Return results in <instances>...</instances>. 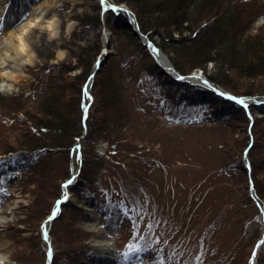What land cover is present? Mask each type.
I'll return each mask as SVG.
<instances>
[{
	"label": "rangeland",
	"instance_id": "1",
	"mask_svg": "<svg viewBox=\"0 0 264 264\" xmlns=\"http://www.w3.org/2000/svg\"><path fill=\"white\" fill-rule=\"evenodd\" d=\"M52 1L13 3L10 10L15 22L9 24L0 18V47L5 44L8 31ZM107 1L106 4L115 3V0ZM179 1L170 0L168 4L178 6ZM195 1L200 2L198 14L187 12L188 17L194 16L190 18L196 20V25L191 24L192 31L184 30L182 35L172 32L165 38L168 41L162 49L156 43L164 39L165 28L152 31L155 41L151 43L167 62L152 54L141 40L147 42L146 37L130 28L128 22L124 24L123 16L102 20V0H54L45 16L53 18L52 28L36 25L29 31V60L0 59V188L4 189L0 193V251L6 255L0 264H190L184 254L190 252L199 261L202 250L214 258L225 250L228 256L209 257L199 264H210L216 259L231 264L228 260L236 252L223 245L238 247L234 263L244 264L249 250L247 260L253 257L260 236L253 231L249 234V230L244 236L238 234L243 221L248 228L260 225L264 233V220L260 218L264 206L254 200L257 192L253 183L260 181L264 187V100L258 103L259 107L253 96H241L247 101L244 108L225 98L231 92L209 80L200 67L188 71L191 65L203 60L208 43H219L215 38L209 40L207 32L222 16L220 12L209 20L203 16L216 0H206L205 5L210 3L207 10L203 8V0ZM223 2L236 9L240 17H235L237 36L243 38L224 43L216 55L212 53L216 60L208 61L204 67L207 74L215 77L223 70L230 83L240 88L236 90L239 93L254 87L250 86L252 80L240 78L232 68L228 70L234 66L233 61L243 58L246 65L255 64L259 73L264 67V48L259 46L255 51L245 46L255 36L264 39V0ZM38 3L42 9L33 11ZM116 4L120 10L127 7L125 2ZM97 14L99 21L95 20ZM167 16L170 17L165 15L166 21ZM187 25L182 23L184 27ZM126 33L137 38L138 44L134 42L118 51L117 46L123 43ZM95 45L98 48L100 45V51L94 60L98 62L93 68L94 87L99 86L102 77H112L115 69L123 77V102L116 110L123 116L117 126L118 135H125L128 141L121 139L111 147L107 141H101L93 147L86 136L79 135L64 146L45 144L29 149L20 145L30 134L39 137L45 134L47 138L54 132L48 128L42 131L44 126L36 131L37 127L23 111L36 121L44 116L40 104L48 94L45 79L48 75L55 77L60 69V89L56 88V93L51 95L50 112H55L53 102L55 110L69 112L71 107L78 115L79 105L83 118L82 99L78 101L76 93L83 76L79 77L82 69L76 67V53L80 48ZM176 46L183 49H177L175 55ZM168 51L179 57V64L187 74L177 71L176 77H172L170 73L176 69ZM101 53L104 54L100 57ZM86 60L90 61L91 57L88 55ZM258 63L263 64L261 68L256 67ZM8 72L13 77L4 75ZM254 79L257 87L264 76L259 74ZM184 80L191 84L185 90L181 89L184 84L175 85L180 81L185 83ZM97 98L98 93L92 116L103 115L96 112ZM250 119H255L251 126ZM247 140L251 142L248 156L242 150ZM80 142H85L83 151H89L84 159L87 164L93 161L94 148L104 156L103 169L92 177L85 176L87 167L81 174L78 171L82 166L75 167L80 165L82 157L78 153ZM248 157L252 167L249 162L242 165ZM68 172H72L71 183L65 186L62 183L67 180L63 179ZM83 186H89L90 192ZM64 193L67 202L61 204L62 211L49 218L56 199ZM45 225L49 231L47 246L55 247L54 260H50L47 246L40 241ZM236 235L237 239L231 243L228 238ZM97 240L110 244L105 252L108 260H93L100 251ZM262 245L257 246L256 253Z\"/></svg>",
	"mask_w": 264,
	"mask_h": 264
},
{
	"label": "trees",
	"instance_id": "2",
	"mask_svg": "<svg viewBox=\"0 0 264 264\" xmlns=\"http://www.w3.org/2000/svg\"><path fill=\"white\" fill-rule=\"evenodd\" d=\"M168 1L170 2V0H115V3L125 2V5L134 14L135 19H136V24H137L139 30L141 31L142 34L146 35L151 41H155L153 39V36H152V31L156 30L157 27L165 28L164 29V36H165L164 39L162 38V42H160V44L156 43L157 47L162 49L163 45L167 44V41H168L165 38H168V36H171L172 32H176L177 34L182 35L184 30L189 32V31H192L194 29L191 24L193 23V25H196V23H195L196 20L190 18V17H194V16L190 15V17H188L187 12L198 14L199 8H200V6H198V4L200 2L197 4V2L195 0H180L178 2V4H179L178 6H175L174 4H172V6H171L170 5L171 3L168 4ZM206 3H207V1L203 0L202 5H203V8L206 7L205 10H207L208 5L210 4L209 1H208V3H209L208 5H205ZM210 5L212 7L209 8V10L207 11V13L205 15H203V16H205L204 18H206L208 20H209V18L210 19L215 18L219 14V12L222 14V16L219 18V20H217L214 27L208 30L207 33H208L209 38L208 37L207 38L209 40L214 39V38L216 40L218 39L219 43L215 44L212 41H211L210 45L208 43L207 49H204L205 53L202 55V56L205 55L203 60L201 62H196L194 65H191L188 68V71L191 70L192 68L200 67V69H202L203 73L208 76L209 80L216 82L217 85H219L223 89H227L228 91L231 92V94L236 95V96L251 95V96L255 97L256 99L264 100V80H262L263 82H261L257 87L253 81V80H256L254 78L259 76V74L264 76V67H262L263 64L261 65V63H258V65L256 64L257 65L256 67H258V68L262 67V69H263L262 71H260V73L257 72L259 70H255V64L248 63L249 65H246L247 63L243 62L244 61L243 58H242V61H236L235 62V60H234L233 61L234 66L228 67V70L231 68L233 70H235L239 74L240 78L244 77L246 79H249V81L252 80L250 82V86L254 87V88L251 89L249 87L250 89L249 88L247 90L244 89V90L240 91L239 93H237L236 90H239L240 88L237 89L233 86L234 84L230 83L228 75H226L223 70L216 77L210 76L209 74L206 73V70L204 67L205 63H207L208 61H215L216 60L215 57L214 58L212 57L213 52H214V55H216L218 53V51H220V48H222L224 43H227L228 41H232V40L234 41L236 39L243 38V36H237V33H239V31H238L239 29L237 26L238 22L236 21L237 19L235 20V17H238V18H240V17L238 15L236 9H233L232 7L226 6V4H224L223 0H216V3L214 4V6L212 4H210ZM97 7L99 8V6H97ZM223 8H225L226 10H223ZM167 14H169L170 17L167 16L166 18H169V19L166 21L164 17ZM115 16L118 18L123 16L124 24L127 22L126 21V18H127L126 13L124 11H120V10L117 12H114L112 10H105V12L102 13V20L104 19V20L109 21V20L114 19ZM200 19H201V17H200ZM78 20L83 21L82 18H78ZM95 20L99 21V14H97ZM184 22H186L189 26L188 25L186 27L182 26V23H184ZM168 26L171 27L170 30L166 29ZM181 26H182V28H181ZM125 37H126L125 40L122 41L123 43L118 44V46H117L118 51H121V49H123L124 46H128V45L132 46L134 44V42H136V44H138L137 38H135L133 35L126 33ZM258 37L259 36H255L254 38H252L253 42L246 44L245 45L246 48L247 49H253L255 51L257 50V48L259 46L261 48H264V39L263 38L260 39V37L258 39ZM244 39L247 40V38H244ZM227 48H229V47H227ZM177 49H183V48H181V47L177 48V46L174 47L173 51H174L175 55H176ZM99 51H100V45H99V48L97 45H95L94 47L88 48V46H86V47H83V48H80L79 50H77V53H76L77 56H76L75 63L77 64L76 67H81V69H82V73H80L81 75L79 77L83 76L82 81L80 83V86L76 92L77 97H78V101L80 100V97H81V99L84 98L81 88H82L83 83L87 79V77L93 71L94 66H92V65H93L94 60L96 59V56L99 53ZM255 51H253V52H255ZM169 53L172 55L171 51H168V54ZM88 55L91 57L90 61L86 60ZM146 55H148V54L146 53ZM149 55H150V53H149ZM149 55H148V57H151V55L150 56ZM178 58H179L178 56H176V58L173 55L171 56L170 61L173 64L172 66L174 67V69H176V71H178L182 74H187V72H185L186 70H184V68L179 64ZM116 68H117V66H116ZM47 70H48V68H47ZM115 70L112 73V77H102L100 80V84L97 88H96V86L94 87V79H95L94 75L95 74L93 75L92 80L88 85V89H89V92L91 94L92 99H91V102L88 106V110H87V113H86V116L84 119L82 118V114L80 113L79 105L77 106L78 115L75 112L74 113L72 112L73 109L71 107H70L69 112L68 111L64 112V111L55 110L54 106H53V102L51 104H52L53 110L55 112H53V113L50 112L51 106L49 104V101L51 99H53L51 97V95H53V93H56L57 89L58 90L60 89L58 86V83L61 82V80H60L61 69L58 70V73L57 72L55 73V77L52 75L49 77V75H48V78L45 79V84H44L45 85L44 86L45 92L48 91V94L45 96L44 99L42 98L43 100L41 99V104H40V109L44 112V116H42V118H44V120L42 121L41 120L42 118L38 117V121H36L35 118L32 116H29V114L26 111H23V112H24V115L26 116V118H28L30 120V122L33 123V125L37 127L36 131H38V128H41L42 126H44L43 128H41L42 131H44L45 128H48V129L53 130L54 132L50 133V135L47 138L44 137L45 134L42 137H39L38 135H35V134H30L29 139L26 142H21L20 145L26 146L29 149H37V148H41V146L45 147V144H49L52 147L62 146V145L64 146V144L66 142H68V141L71 142L73 139L77 138L79 135H82V137H84V138L86 136L88 139V144L90 143V146H93V147L98 144L97 142H101V141H107L109 143L110 147L113 144H118V141L121 139H125L124 142H127L128 140H127V137H125V135H123V134L118 135L119 131H118L117 124L121 121V119H122L121 116H123V115H119L118 113H116V110H117V108H119L120 103L123 102V93L125 91V88H124L123 83H122L123 77L121 75V72L118 73V71L115 72ZM35 76L37 78V74H35ZM182 84H184V87L181 88L183 90L186 89L185 88L186 85H188V84L191 85L190 83H188L186 81H185V83L180 81L179 83H176L175 85L181 86ZM106 85H108V86L106 87ZM160 87L163 88V86H160ZM198 92L201 94H204V93H202L203 91H201V90ZM97 93H98L99 98H97L98 107L96 108V112H99L100 114H103V115L92 116V112H93V108H94L93 104L96 100ZM74 94H75V92H74ZM208 95L212 96L210 93H208ZM127 99H128V97H127ZM215 99H217V98H215ZM84 101L87 102L88 100L84 99ZM212 101H214V100H212ZM124 103L128 104V101L124 100ZM123 105H125V104H123ZM252 107L255 108L254 106H252ZM82 108H83V106H82ZM242 109H243V107H242ZM125 111H126V108H125ZM246 111L250 113L249 109ZM243 113L244 112H242V114ZM252 113L253 112L251 111V114ZM72 114H73L74 118L68 119L67 117H71ZM117 114L119 116H117ZM243 115H244V117L246 116L245 114H243ZM254 122H255V119H253V121L251 120L249 126H251ZM41 130H39V131H41ZM25 136L26 135H24V137ZM251 141H252V139H251ZM124 142H123V144H124ZM130 142H132V140ZM135 142L141 143V140H138V141L136 140ZM84 144H85V142L79 143L78 153L81 152V155L83 158L81 157L80 165L75 164V167H77V166L81 167L82 166L81 168L78 167V168H80L78 171V172H80V174L83 172L84 168L87 167V174L85 176H91L93 174L96 175V172L103 169V167H104V162H103L104 156L100 155L94 148V152L91 154V155H93V161H91L87 164L84 161V159H85V154L88 155L89 151L88 152L83 151ZM243 146L244 147L242 150L244 153L246 152L247 156H248L249 155V149L251 146L250 140H247ZM90 149H92V148H90ZM121 150L123 151L124 148L122 147ZM247 159L248 160H244V163L242 165H246L249 162V165L251 166L250 157H248ZM250 166H249V168H250ZM134 170L139 171L136 169H134ZM68 171H69V169H68ZM250 171H251V168H250ZM69 172H68V175L64 179H66L72 175V172L70 174H69ZM130 174H131V176H133L132 173H130ZM134 175H135V173H134ZM135 176H137V175H135ZM136 180H138V179L135 178V181ZM61 182H60V184H61ZM94 182H95V180H94ZM259 182L260 181H256V180H254V182H253L254 184H256L255 190L257 192L255 199L260 204H262V206H264V187ZM83 187L87 188L89 186H83ZM87 189H88L87 192H90V188H87ZM248 200H249V198H248ZM66 202L67 201H64L61 204L64 205ZM97 205L99 206V204H97ZM254 230H255V232H254ZM247 231L249 232V234H251V231H253V233L255 235L258 234V236H260V238H261L262 228L260 225L257 224L251 228H248V226L243 221L242 226L239 227V234L238 235L244 236V235H246ZM238 235H236V237H234V238L229 237L228 240L231 243H233L232 240L233 239L236 240ZM40 241L42 244L45 245V242L42 241L41 238H40ZM262 243H263V245H262L261 251L259 253H256V251H255V254H262V257H261V259H257L255 257L253 260V264H264V253L262 252V251H264V248H263L264 247V240L262 241ZM229 247H231V245ZM54 248L55 247H53V252L55 250ZM224 251L225 250H222V252H223L222 255H226V257H227L228 253H224ZM231 252L234 253V251H232V250H231ZM249 252H250V250H249ZM249 252H248V256L246 257V261L244 262V264H247L249 261V260H247L249 255H250ZM237 253L238 252H236V254ZM236 254H235V256L231 254V259L228 260V261H230L231 264H237L236 262L234 263V261H233L234 257L236 258ZM54 257H55V253H53V255H52V260H54L53 259Z\"/></svg>",
	"mask_w": 264,
	"mask_h": 264
},
{
	"label": "bare ground",
	"instance_id": "3",
	"mask_svg": "<svg viewBox=\"0 0 264 264\" xmlns=\"http://www.w3.org/2000/svg\"><path fill=\"white\" fill-rule=\"evenodd\" d=\"M22 0H0V18H3L4 22L7 21V23L9 22V24H13L15 22L14 20V16L13 14H11V6L13 3L15 2H20ZM54 1V0H53ZM52 2H50L47 6H43L44 10L41 8L42 5L41 3H38L34 6V10L35 11L37 8H41L42 10L39 11L38 14H32L30 17H28L26 20L22 21V23H20L18 25V27L15 29H11L10 31L7 32V35L5 37V44L0 47V59H2V61H6V60H16V57H18V60H22V61H28L30 56L29 50V31L32 30V27L39 25L41 27H45L47 29H51L53 24L55 23L53 18L51 19H47L45 18L46 14H48V8L49 6H52ZM108 1H102V4H105ZM54 4V3H53ZM109 9V8H108ZM114 9H116V6H114ZM135 30V28H134ZM148 47L151 49L152 54L157 57H159V59L163 62H167V59L163 56L159 55V52L157 51V47L151 43V42H147ZM4 56V57H3ZM11 56V57H10ZM18 62V61H17ZM7 77H13L14 74L12 73H6L4 74ZM260 101V100H257ZM61 212L62 211V207L61 205H55L53 207V209H56ZM55 212L54 214L57 215V213L59 212ZM262 220H264V214L261 215L260 217ZM53 219V218H52ZM55 219V218H54ZM259 219V218H258ZM260 219V220H261ZM51 224V223H50ZM45 229H47V226L45 225ZM47 231V230H46ZM264 236V233L261 234V237ZM97 244L100 246V251L99 253L95 254V256H97L96 258H93L94 261H98V260H108V256L106 255L105 252H108V250L110 249V244H108V242L106 241H102V240H97ZM226 246L228 249L234 251V252H238V247L237 246H232L229 247L228 245H223ZM223 246H219L218 248H222ZM97 250V249H96ZM196 250V249H194ZM201 253L198 255L199 258H202L199 261H195V255L191 254L190 252H188L187 254H184V259H188V262L190 264H199V262L212 257V255H207L209 254L206 250H202ZM105 253V254H103ZM223 252L220 251L219 253H217V255L215 256V258H222ZM257 259H261L262 254H254L252 257V262L254 260V258ZM99 258V259H98ZM214 258V257H212ZM214 258V259H215ZM190 259V260H189ZM6 260V255H4L1 251H0V262L1 261H5ZM215 262H218V264H223L222 260L216 259L215 261H211L210 264H215ZM247 264H251V263H247Z\"/></svg>",
	"mask_w": 264,
	"mask_h": 264
},
{
	"label": "snow or ice",
	"instance_id": "4",
	"mask_svg": "<svg viewBox=\"0 0 264 264\" xmlns=\"http://www.w3.org/2000/svg\"><path fill=\"white\" fill-rule=\"evenodd\" d=\"M240 103H244V101L243 100H241L240 101ZM69 183H71V181H69ZM2 192H4V189L3 188H0V193H2ZM65 199H67V197H65ZM132 250H134V249H130V251H132Z\"/></svg>",
	"mask_w": 264,
	"mask_h": 264
},
{
	"label": "water",
	"instance_id": "5",
	"mask_svg": "<svg viewBox=\"0 0 264 264\" xmlns=\"http://www.w3.org/2000/svg\"><path fill=\"white\" fill-rule=\"evenodd\" d=\"M119 7H121V6H119ZM125 9V8H124ZM143 43L145 44L146 42L145 41H143Z\"/></svg>",
	"mask_w": 264,
	"mask_h": 264
}]
</instances>
